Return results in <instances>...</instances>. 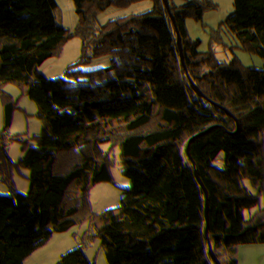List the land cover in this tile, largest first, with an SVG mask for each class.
<instances>
[{
	"label": "water",
	"instance_id": "1",
	"mask_svg": "<svg viewBox=\"0 0 264 264\" xmlns=\"http://www.w3.org/2000/svg\"><path fill=\"white\" fill-rule=\"evenodd\" d=\"M63 100L48 264H264V0H110Z\"/></svg>",
	"mask_w": 264,
	"mask_h": 264
},
{
	"label": "trees",
	"instance_id": "2",
	"mask_svg": "<svg viewBox=\"0 0 264 264\" xmlns=\"http://www.w3.org/2000/svg\"><path fill=\"white\" fill-rule=\"evenodd\" d=\"M10 1L0 0V61L7 63L0 65V91L11 93L10 102L0 95V150L10 154L30 149L41 156V163L37 167L32 165L33 177L19 185L0 157V215L10 217L8 222L0 223V248L5 247L12 254L23 247H37L36 254L26 253L15 264H48L55 246L54 225L62 219L60 214L53 222L54 209L68 198L67 193L52 188L49 180L58 179L62 187L67 186L70 161L76 152L69 119L57 107L54 95H62L59 86L66 81L72 56L90 40L98 15L110 0H83L100 10L89 35L78 47L71 41L75 19L69 6L72 0H22L26 8L45 12L43 29L22 21L14 14ZM61 59L68 63L59 69ZM31 61L33 69L28 66ZM23 110L29 114L25 115ZM45 114L56 119V134L30 117ZM43 172L48 182L40 185L38 180ZM40 186L36 202L34 195ZM13 216L17 218L14 223Z\"/></svg>",
	"mask_w": 264,
	"mask_h": 264
},
{
	"label": "rangeland",
	"instance_id": "3",
	"mask_svg": "<svg viewBox=\"0 0 264 264\" xmlns=\"http://www.w3.org/2000/svg\"><path fill=\"white\" fill-rule=\"evenodd\" d=\"M18 3V5L16 4ZM10 6L15 15L19 16L22 21L28 24H32L38 28L43 29L45 27V12L43 10H31L24 6L22 0H11ZM72 9V13H74L75 19H73V37L71 38L72 44L76 47L80 46V44L86 39L89 35L92 24L95 20V17L99 14L100 8L94 6H87L83 0H72L69 4ZM67 59H61L58 65L59 69H62L67 66ZM7 65V63H3L0 61V65ZM30 68H34V61L28 63ZM0 95L8 102H10L11 93L9 91H0ZM54 100L56 102L57 107L62 110V112L66 113V108L63 100V95L60 93H56L54 95ZM25 115L29 113L26 110H23ZM31 119L39 124H42L49 128L54 134L58 132V126L56 119L50 115L45 114L43 117L35 118L34 116H30ZM71 135V133H70ZM72 137V136H71ZM0 157L4 163V166L12 175L14 181L22 185L26 180L31 179L33 177L32 164L28 158H25L20 150H14L10 154H7L5 151L0 150ZM46 165L45 161L43 162V166ZM42 178L38 180L40 185L48 182V178L45 173H42ZM49 183L52 188L64 194L67 193L66 186H61L58 179L49 180ZM41 190V186L38 187V191L34 195V199L36 202L39 200L38 192ZM56 216L53 218V222H56L59 215L62 214V207L58 205L54 209ZM57 218V219H56ZM10 220L9 215H0V223L8 222ZM34 252L37 253V247L31 249L29 247H23L16 250L14 253H7L5 247L0 248V264H15L19 259L24 256L26 253Z\"/></svg>",
	"mask_w": 264,
	"mask_h": 264
},
{
	"label": "built area",
	"instance_id": "4",
	"mask_svg": "<svg viewBox=\"0 0 264 264\" xmlns=\"http://www.w3.org/2000/svg\"><path fill=\"white\" fill-rule=\"evenodd\" d=\"M65 88H66V81H65V83H64L63 85H60V86H59V91L62 93V95H63V92H64ZM22 154H23V156H24L25 158H28V159L30 160V162H31V164H32L33 166L37 167V166L40 165V163H41V156H40V155L34 154L30 149H23V150H22ZM34 176L36 177V176H38V175L35 174ZM66 203H67V199H63V200L61 201V203H60V206H61L62 208H65ZM16 219H17L16 216H13V217L11 218V222L14 223V222L16 221ZM54 229H55V231H56V234H55V237H54V239H53V242L55 243V239H56V236H57V234H58L59 223H55V225H54Z\"/></svg>",
	"mask_w": 264,
	"mask_h": 264
},
{
	"label": "crops",
	"instance_id": "5",
	"mask_svg": "<svg viewBox=\"0 0 264 264\" xmlns=\"http://www.w3.org/2000/svg\"><path fill=\"white\" fill-rule=\"evenodd\" d=\"M87 6H90V5H87Z\"/></svg>",
	"mask_w": 264,
	"mask_h": 264
}]
</instances>
